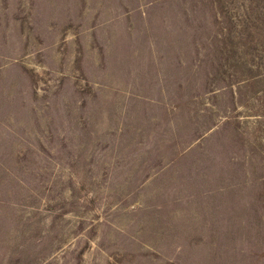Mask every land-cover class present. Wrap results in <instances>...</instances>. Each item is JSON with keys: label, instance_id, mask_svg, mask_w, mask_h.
Segmentation results:
<instances>
[{"label": "rangeland", "instance_id": "obj_1", "mask_svg": "<svg viewBox=\"0 0 264 264\" xmlns=\"http://www.w3.org/2000/svg\"><path fill=\"white\" fill-rule=\"evenodd\" d=\"M0 264H264V0H0Z\"/></svg>", "mask_w": 264, "mask_h": 264}]
</instances>
